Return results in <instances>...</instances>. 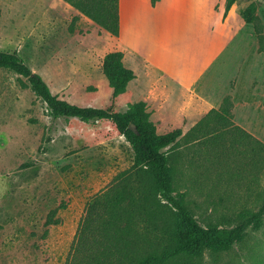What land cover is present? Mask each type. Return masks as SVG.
Wrapping results in <instances>:
<instances>
[{
    "label": "rangeland",
    "instance_id": "obj_1",
    "mask_svg": "<svg viewBox=\"0 0 264 264\" xmlns=\"http://www.w3.org/2000/svg\"><path fill=\"white\" fill-rule=\"evenodd\" d=\"M184 1L162 0L152 7L149 0H121L125 31L120 38L78 17L63 0H0V51H17L69 103L98 108L112 103L124 110L145 100L158 134L180 128L179 147L169 152L173 186L199 224L234 227L244 210L261 215L229 251H207L194 264H264V166L252 170L250 162L245 167L244 161H234L227 136L219 145L185 136L228 99L232 121L264 143V0H238L224 19L225 0H207L208 22L195 33L223 28L231 37L208 71L182 89L142 56L153 46L134 48L124 35L137 14L139 33L148 31L161 43L171 33L177 38L184 30L178 22ZM252 2L255 24L242 17ZM193 33L186 30L190 55L196 48ZM119 46L136 77L113 102L101 66L104 55ZM132 163L131 146L110 121L52 120L27 78L1 69L0 264H65L85 207ZM236 166L245 172L234 176ZM53 210L59 223L46 225Z\"/></svg>",
    "mask_w": 264,
    "mask_h": 264
},
{
    "label": "trees",
    "instance_id": "obj_2",
    "mask_svg": "<svg viewBox=\"0 0 264 264\" xmlns=\"http://www.w3.org/2000/svg\"><path fill=\"white\" fill-rule=\"evenodd\" d=\"M63 1L100 29L114 37L119 35V0ZM149 1L154 7L160 0ZM237 1L225 0L222 19ZM242 17L246 23L255 24L254 2L247 5ZM123 57L122 51L112 50L102 59L113 102L136 77ZM1 69L27 78L52 120L77 118L92 124L110 121L133 151L131 168L118 173L85 207L65 264H194L207 251H229L243 238L249 224L260 221V213L244 210L234 227L199 224L184 195L175 191L169 165V152L179 147L182 130L158 134L145 100L129 103L124 110L114 109L112 103L107 108L69 103L58 98L17 51H0ZM230 107V101L224 99L218 109H210L186 133V139L219 145L227 136L234 144V161H244L245 167L250 162L252 170L264 166V143L232 121ZM244 166L234 167V176L245 172ZM54 213L50 212L46 225L59 223Z\"/></svg>",
    "mask_w": 264,
    "mask_h": 264
},
{
    "label": "crops",
    "instance_id": "obj_3",
    "mask_svg": "<svg viewBox=\"0 0 264 264\" xmlns=\"http://www.w3.org/2000/svg\"><path fill=\"white\" fill-rule=\"evenodd\" d=\"M161 3L162 0H160L157 4L161 5ZM65 4H67L76 15H79V13L68 3L65 2ZM179 7L181 9V14L178 22L183 25L184 30L177 36V38H175L171 33L162 43L154 42L151 40V37H153L152 33L146 30V32H144L141 28V33H139L140 31H137L139 30L138 22L140 21V17H138L137 14H134L133 18L130 17L127 28L128 31H126L124 35V42H129V44L134 48H138L139 46H153L151 52L148 50L143 53L142 56L149 60L152 69L157 73H160V75L164 77L167 82L176 83L182 89H185L190 88L198 77L208 71L210 66L225 49L228 41L230 40L231 33L227 30L224 31L223 28H218L201 34L195 33L196 29H200L202 25H205L208 22L209 17L206 10L207 0H187L181 2ZM79 17L83 18L84 16L79 15ZM119 17L120 32L118 37L121 38L123 32L125 31H123L125 25L124 17L121 11V0H119ZM186 30H194L193 34L196 36V38L192 41V43H195L196 48L191 55L190 43H186ZM137 40H142L143 45H141V43H139V45ZM116 50L124 52L122 46H119ZM129 68L135 72L134 68Z\"/></svg>",
    "mask_w": 264,
    "mask_h": 264
},
{
    "label": "water",
    "instance_id": "obj_4",
    "mask_svg": "<svg viewBox=\"0 0 264 264\" xmlns=\"http://www.w3.org/2000/svg\"><path fill=\"white\" fill-rule=\"evenodd\" d=\"M129 127H130V129H134V126L133 125H130Z\"/></svg>",
    "mask_w": 264,
    "mask_h": 264
}]
</instances>
